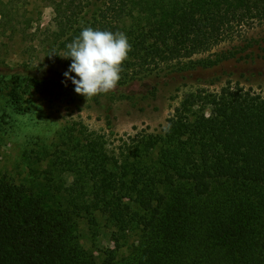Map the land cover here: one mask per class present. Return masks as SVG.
I'll return each instance as SVG.
<instances>
[{
  "label": "trees",
  "instance_id": "1",
  "mask_svg": "<svg viewBox=\"0 0 264 264\" xmlns=\"http://www.w3.org/2000/svg\"><path fill=\"white\" fill-rule=\"evenodd\" d=\"M133 11L138 24L125 32L132 48L122 65H140L131 79L190 67L179 63L264 19V0H104L91 23L60 21L61 35L68 30L73 41L86 27L119 32ZM245 51L237 46L191 67L244 59ZM202 93L185 94L164 132L141 141L140 150L161 147L152 164H125L118 175L91 146L84 172L68 159L84 180L69 187L55 178V163L29 185L0 179V264H264V95L230 81ZM92 210L116 228L115 247L96 256L74 223ZM129 231L135 242L118 254Z\"/></svg>",
  "mask_w": 264,
  "mask_h": 264
},
{
  "label": "rangeland",
  "instance_id": "2",
  "mask_svg": "<svg viewBox=\"0 0 264 264\" xmlns=\"http://www.w3.org/2000/svg\"><path fill=\"white\" fill-rule=\"evenodd\" d=\"M103 3L0 0V179L29 185L41 180L55 163V178L69 187L84 180L68 166V159L75 160L84 172L90 167L91 146L122 175L125 164L143 166L157 159L160 146L149 151L139 147L148 134L164 132L168 118L185 94L197 90H202V95L218 92L230 81L264 95V19L243 25L240 36L221 42L209 52L180 62L181 67L190 64L186 69L159 77L142 71L131 79L139 64L129 63L114 91L88 99L76 93L71 79L64 76L72 60L58 55L65 54L72 42L68 30L61 35L60 21L76 20L75 26L91 23L97 20ZM136 15V11L127 15V25L119 32L125 34L136 26ZM237 46L245 48L243 54L249 51L250 56L230 58L210 67H191L192 61L215 59ZM208 111L205 107V116ZM90 216L95 223L90 222ZM74 223L81 245L95 256L115 247L116 228L107 214L81 211L74 216ZM136 236L129 231L120 239L118 254H126Z\"/></svg>",
  "mask_w": 264,
  "mask_h": 264
},
{
  "label": "clouds",
  "instance_id": "3",
  "mask_svg": "<svg viewBox=\"0 0 264 264\" xmlns=\"http://www.w3.org/2000/svg\"><path fill=\"white\" fill-rule=\"evenodd\" d=\"M131 48L124 33L86 27L67 45L68 51L58 55L71 58L64 76L71 79L76 93L88 99L116 89Z\"/></svg>",
  "mask_w": 264,
  "mask_h": 264
}]
</instances>
